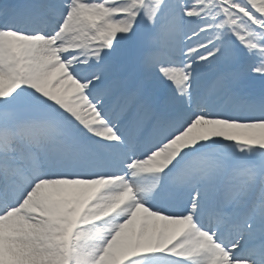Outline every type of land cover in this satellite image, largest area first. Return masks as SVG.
Returning a JSON list of instances; mask_svg holds the SVG:
<instances>
[{
	"label": "snow or ice",
	"instance_id": "6c2138e0",
	"mask_svg": "<svg viewBox=\"0 0 264 264\" xmlns=\"http://www.w3.org/2000/svg\"><path fill=\"white\" fill-rule=\"evenodd\" d=\"M0 264H264V0H0Z\"/></svg>",
	"mask_w": 264,
	"mask_h": 264
}]
</instances>
